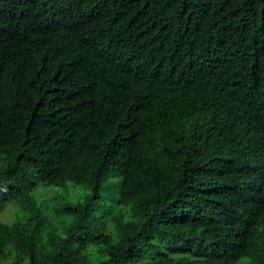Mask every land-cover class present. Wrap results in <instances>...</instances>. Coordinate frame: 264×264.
Masks as SVG:
<instances>
[{"label": "trees", "instance_id": "trees-1", "mask_svg": "<svg viewBox=\"0 0 264 264\" xmlns=\"http://www.w3.org/2000/svg\"><path fill=\"white\" fill-rule=\"evenodd\" d=\"M0 161V264H264V0H0Z\"/></svg>", "mask_w": 264, "mask_h": 264}, {"label": "rangeland", "instance_id": "rangeland-1", "mask_svg": "<svg viewBox=\"0 0 264 264\" xmlns=\"http://www.w3.org/2000/svg\"><path fill=\"white\" fill-rule=\"evenodd\" d=\"M2 164L3 163L0 161V167L2 166ZM12 216H13V207L7 203L3 211L0 212V218L4 220L5 222H10L13 219Z\"/></svg>", "mask_w": 264, "mask_h": 264}, {"label": "clouds", "instance_id": "clouds-1", "mask_svg": "<svg viewBox=\"0 0 264 264\" xmlns=\"http://www.w3.org/2000/svg\"><path fill=\"white\" fill-rule=\"evenodd\" d=\"M212 65H214V64L209 60V58H206L205 61H204V63H203V65L200 68L201 69H204V68H208V67H210ZM230 66L235 67V68H239V67H243L244 65L241 62V63H238V64L232 63V64H230ZM193 70L194 69H192V71ZM234 73H237V72H234Z\"/></svg>", "mask_w": 264, "mask_h": 264}]
</instances>
